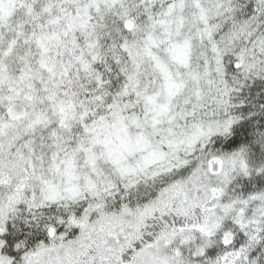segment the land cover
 <instances>
[{
	"label": "snow or ice",
	"instance_id": "obj_1",
	"mask_svg": "<svg viewBox=\"0 0 264 264\" xmlns=\"http://www.w3.org/2000/svg\"><path fill=\"white\" fill-rule=\"evenodd\" d=\"M0 264H264V0H0Z\"/></svg>",
	"mask_w": 264,
	"mask_h": 264
}]
</instances>
